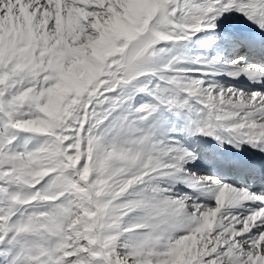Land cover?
I'll use <instances>...</instances> for the list:
<instances>
[{"label": "snow or ice", "instance_id": "6c2138e0", "mask_svg": "<svg viewBox=\"0 0 264 264\" xmlns=\"http://www.w3.org/2000/svg\"><path fill=\"white\" fill-rule=\"evenodd\" d=\"M0 264H264V0H0Z\"/></svg>", "mask_w": 264, "mask_h": 264}]
</instances>
